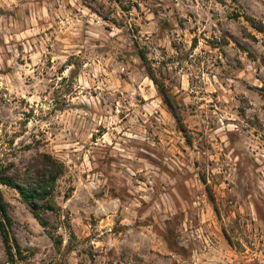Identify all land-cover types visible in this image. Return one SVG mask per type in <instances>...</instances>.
Segmentation results:
<instances>
[{
    "label": "rangeland",
    "instance_id": "374dc122",
    "mask_svg": "<svg viewBox=\"0 0 264 264\" xmlns=\"http://www.w3.org/2000/svg\"><path fill=\"white\" fill-rule=\"evenodd\" d=\"M42 155L17 264H264V0H0V164Z\"/></svg>",
    "mask_w": 264,
    "mask_h": 264
},
{
    "label": "trees",
    "instance_id": "16d2710c",
    "mask_svg": "<svg viewBox=\"0 0 264 264\" xmlns=\"http://www.w3.org/2000/svg\"><path fill=\"white\" fill-rule=\"evenodd\" d=\"M175 118L182 128L183 123L180 117L175 115ZM62 175V164L46 155L40 156L35 165L25 172L13 165L0 164V236L9 264H17L21 250L10 236L9 230L13 220L1 188L5 187L18 192L33 216L46 228L48 224L41 215L42 212L53 211L55 184Z\"/></svg>",
    "mask_w": 264,
    "mask_h": 264
}]
</instances>
